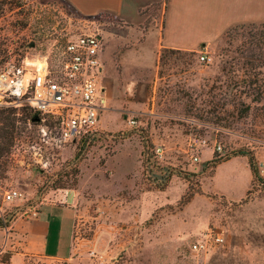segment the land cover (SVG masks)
I'll use <instances>...</instances> for the list:
<instances>
[{"label":"rangeland","instance_id":"374dc122","mask_svg":"<svg viewBox=\"0 0 264 264\" xmlns=\"http://www.w3.org/2000/svg\"><path fill=\"white\" fill-rule=\"evenodd\" d=\"M109 20L83 18L60 0H0V67L101 35ZM216 31L195 51H156L139 82L106 96L96 130L81 138L59 141V122L27 106L0 110V185L23 194L4 206L0 264L15 251L13 221L67 192L76 208L70 257L23 264H264V0L257 17ZM201 53L210 64L198 62ZM117 70L110 64V76ZM232 157L257 170L239 201L209 180ZM221 181L213 184L226 192ZM207 235L223 237V247L194 252Z\"/></svg>","mask_w":264,"mask_h":264},{"label":"crops","instance_id":"0c3cea01","mask_svg":"<svg viewBox=\"0 0 264 264\" xmlns=\"http://www.w3.org/2000/svg\"><path fill=\"white\" fill-rule=\"evenodd\" d=\"M60 1L83 18H110L108 28L100 35L99 55L100 84L109 97L115 88L139 82L141 68L154 65V58L150 57L159 49L195 51L211 41L218 27L226 28L228 20L253 17V11L256 17L258 14V0ZM110 64L114 69L119 66L116 78L110 76ZM222 165L226 169L221 170ZM217 179L229 184L226 192L215 188L213 183ZM209 180L214 193L228 201H239L250 190L253 174L245 157H232L219 163ZM60 199L41 205L36 218L25 215L13 221L15 242L11 249L15 251L10 257L11 264H23L36 257L55 260L70 257L76 208L68 192Z\"/></svg>","mask_w":264,"mask_h":264},{"label":"built area","instance_id":"2783aa9c","mask_svg":"<svg viewBox=\"0 0 264 264\" xmlns=\"http://www.w3.org/2000/svg\"><path fill=\"white\" fill-rule=\"evenodd\" d=\"M101 50L100 35L85 32L55 52L7 61L0 67V110L27 106L41 118L59 122L61 142L93 133L107 103L99 83ZM198 62L208 65L211 58L201 53ZM128 123L131 126L136 124L132 119ZM199 144L207 146L205 140ZM216 150L220 151L221 146L218 145ZM162 154V148L157 147L155 155L161 157ZM193 160L197 161L198 157ZM258 175L264 178V164L259 167ZM22 199L23 194L18 189L0 185V218L5 214L4 206ZM26 216L36 218L37 210H31ZM223 245V237L207 235L204 240L196 241L192 250L209 253Z\"/></svg>","mask_w":264,"mask_h":264},{"label":"trees","instance_id":"16d2710c","mask_svg":"<svg viewBox=\"0 0 264 264\" xmlns=\"http://www.w3.org/2000/svg\"><path fill=\"white\" fill-rule=\"evenodd\" d=\"M252 26V25H251ZM240 27H242V26H240ZM248 59H253V60H255V59H259V57H258V55L255 53V51L254 50H250V54L248 55V57H247ZM31 110V109H30ZM31 111H33V110H31ZM34 112V111H33ZM35 114H37V115H39L38 113H36V112H34ZM248 163H249V166H250V168H251V171H252V174H253V177L256 179L257 178V170H256V168H255V166H254V163H253V161H252V159L250 158L249 160H248ZM6 226V220H5V215L2 217V218H0V227H5Z\"/></svg>","mask_w":264,"mask_h":264},{"label":"water","instance_id":"95a60500","mask_svg":"<svg viewBox=\"0 0 264 264\" xmlns=\"http://www.w3.org/2000/svg\"><path fill=\"white\" fill-rule=\"evenodd\" d=\"M29 47H30V48H33V44H30Z\"/></svg>","mask_w":264,"mask_h":264}]
</instances>
